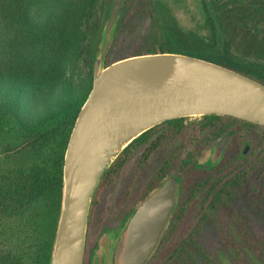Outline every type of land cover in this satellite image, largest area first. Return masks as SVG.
<instances>
[{"label": "trees", "instance_id": "16d2710c", "mask_svg": "<svg viewBox=\"0 0 264 264\" xmlns=\"http://www.w3.org/2000/svg\"><path fill=\"white\" fill-rule=\"evenodd\" d=\"M112 3L0 0V54L4 52L0 55V264L50 262L61 208L64 152L91 88L93 60ZM196 3L203 22L197 30H184L168 4L147 0L153 30L146 39L145 53L190 55L264 84V0ZM7 42L9 51L5 52L2 47L8 46ZM80 56L85 57L89 76L82 87L75 88L63 67H72ZM28 107L40 110L38 117L30 118ZM185 119L164 121L134 139L106 171L96 194L135 151L146 145L140 160L144 164L153 150L163 147L165 158L145 184L143 196L167 176H176L180 190L163 232L167 235L178 217L184 178L191 175L195 156L229 134V155L209 169L212 174L200 176L191 186L190 196L202 198V214L192 231L166 251L165 264H180L182 255L193 263L219 264L197 240L202 226L212 221L218 208L229 212L238 236L255 253V244L242 218L232 210V202L235 191L245 187L255 168L264 170V127L217 115L200 116L188 126ZM249 133L255 136L256 147L243 154L239 138ZM177 172L184 174L177 176ZM226 252L234 264H245L244 255L235 246H227ZM92 256L90 251L83 264H91Z\"/></svg>", "mask_w": 264, "mask_h": 264}, {"label": "water", "instance_id": "95a60500", "mask_svg": "<svg viewBox=\"0 0 264 264\" xmlns=\"http://www.w3.org/2000/svg\"><path fill=\"white\" fill-rule=\"evenodd\" d=\"M126 0H114L93 60L91 88L65 148L62 200L49 264H83L95 192L119 154L145 131L167 120L217 115L264 127V84L233 69L186 54L128 56L104 65ZM225 134L195 158L216 165ZM250 149L246 142L243 152ZM177 179L166 177L132 212L112 250V264H145L175 206ZM93 264H108L102 245Z\"/></svg>", "mask_w": 264, "mask_h": 264}, {"label": "rangeland", "instance_id": "374dc122", "mask_svg": "<svg viewBox=\"0 0 264 264\" xmlns=\"http://www.w3.org/2000/svg\"><path fill=\"white\" fill-rule=\"evenodd\" d=\"M162 1L168 4L171 15L181 29L197 30L199 24L203 22L196 0ZM146 2L147 0L125 1L118 25L116 23L117 30L115 26V33L107 51L104 61L105 66L116 60L133 56L138 52L140 54L146 52V39L153 30L151 27L153 24L152 20L145 7ZM2 38L1 33L0 40ZM2 48L5 52L9 51V44L8 46L4 44ZM84 58V56L78 57V61L73 63L72 67L70 65L63 67L66 76L69 75L68 78L75 88L82 87L89 76L88 65ZM39 73L36 71L37 76ZM57 74H60L58 69ZM72 96L76 98L79 95L72 94ZM39 112L40 110L35 107H28L26 113H28L30 118H35L36 116L38 117ZM199 117H185L184 124L188 126L190 123L197 121ZM239 141L242 144L241 147L245 142H249V151L256 147L255 136L252 133L241 139L239 138ZM145 147L146 145L135 151L126 160L119 172L107 184H104L97 194L95 192V201H93V198V206L92 203L90 206L92 211H89V225L87 223L86 248L90 247L94 242L96 244H94L92 249L96 250L98 245H102L107 255L108 264H112L113 248L110 237L113 234L106 235L105 229L109 225L116 224L125 210L135 209L151 193L143 196V188L157 166L165 158L166 149L158 147L152 151L144 164H141L142 151ZM228 155L229 151H227L226 147L220 161L216 165L224 158L226 159ZM242 165L244 166V163ZM211 172L207 167H198L195 161L191 164V175L184 178V187L181 194L182 203L181 208L177 212L178 217L174 228L169 234L164 235L165 233L163 232L168 225V219L153 253L145 264H165L167 259L166 251L178 245L195 227L202 214V198L199 195L190 196L191 186L198 181L200 176H207L212 174ZM177 174L182 176L184 173L177 172ZM232 210L244 221L257 249L255 253L240 239L233 227L229 212L225 208H218L212 221L202 226L201 231L197 235L198 242L219 264H234L226 252L227 246L231 245L235 246L244 255L245 264H264V170L262 166L255 168L245 187L235 191ZM91 264H93V260ZM180 264L201 263L198 260L193 263L186 255H182Z\"/></svg>", "mask_w": 264, "mask_h": 264}, {"label": "flooded vegetation", "instance_id": "af4514ba", "mask_svg": "<svg viewBox=\"0 0 264 264\" xmlns=\"http://www.w3.org/2000/svg\"><path fill=\"white\" fill-rule=\"evenodd\" d=\"M114 1V0H113ZM113 4V3H112ZM112 6V5H111ZM123 6H124V4H123ZM123 6H122V8H121V10H120V13H119V17H118V19H117V25H118V22H119V19H120V15H121V12H122V9H123ZM110 10H111V8H110ZM109 15H110V12H109ZM109 15H108V17H109ZM107 17V18H108ZM107 18L105 19V21L107 20ZM105 21H104V23H105ZM104 25V24H103ZM117 25H116V27H117ZM229 139H230V137H229ZM246 143V142H245ZM245 143L243 144V146H242V151H243V147H244V145H245ZM250 150V149H249ZM249 150H248V152H249ZM248 152H246V153H244V152H242L243 154H247ZM194 161H195V159H194ZM196 163V162H195ZM197 165V164H196ZM191 166V165H190ZM198 167H207V168H209V169H211L212 167H214V166H212V167H208V166H202V165H198ZM170 176V175H169ZM175 176V175H174ZM177 176H179V175H177ZM168 177V176H167ZM176 177V176H175ZM165 179V178H164ZM177 179V178H176ZM179 188L177 189V192H176V197H175V201H176V199H177V197H178V193H179ZM129 210L130 209H127V210H125L124 212H123V214L121 215V217H120V219H119V221L116 223V224H113V225H109V226H107V229H105V233H106V235H108L109 236V234H113V236H111L110 237V242H111V245H112V248H113V246L115 245V242H116V240H117V238H118V236H119V234H120V232L123 230V228L125 227V225H126V223H127V220L129 219V217H130V215L132 214H130L129 215V217L127 216L128 215V212H129ZM133 211H134V208L132 209ZM132 211V212H133ZM170 218V217H169ZM88 223H89V219H88ZM88 231V230H87ZM108 240V239H107ZM86 243H87V236H86ZM94 244H96L95 242L94 243H92V245L90 246V247H88V248H86V244H85V252H84V256L85 255H89L90 254V251L92 252L93 251V253H94V251H95V249H92V247L94 246ZM92 260H93V256H92ZM83 261H84V259H83ZM111 261H112V256H111Z\"/></svg>", "mask_w": 264, "mask_h": 264}]
</instances>
